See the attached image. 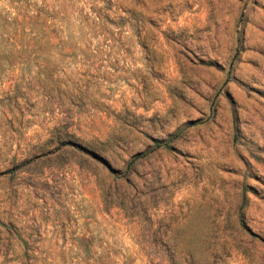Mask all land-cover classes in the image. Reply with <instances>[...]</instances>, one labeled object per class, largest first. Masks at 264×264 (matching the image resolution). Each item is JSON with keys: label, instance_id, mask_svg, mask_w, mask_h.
Returning <instances> with one entry per match:
<instances>
[{"label": "rangeland", "instance_id": "1", "mask_svg": "<svg viewBox=\"0 0 264 264\" xmlns=\"http://www.w3.org/2000/svg\"><path fill=\"white\" fill-rule=\"evenodd\" d=\"M0 264H264V0H0Z\"/></svg>", "mask_w": 264, "mask_h": 264}, {"label": "trees", "instance_id": "2", "mask_svg": "<svg viewBox=\"0 0 264 264\" xmlns=\"http://www.w3.org/2000/svg\"><path fill=\"white\" fill-rule=\"evenodd\" d=\"M32 21H33V20H32ZM21 27H22V30H23V29H24V26L22 25ZM43 27H44V25H43L42 23L39 24L37 19L34 20L33 22H31L29 28H30V32H31V34L34 36V38H35L36 36H38L39 34L44 33ZM155 144H156V146H159V145H162L163 143L157 141V142H155ZM133 159H134V158H133Z\"/></svg>", "mask_w": 264, "mask_h": 264}]
</instances>
